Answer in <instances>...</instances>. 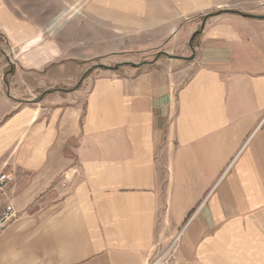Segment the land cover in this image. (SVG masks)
I'll return each mask as SVG.
<instances>
[{
  "label": "crops",
  "instance_id": "1",
  "mask_svg": "<svg viewBox=\"0 0 264 264\" xmlns=\"http://www.w3.org/2000/svg\"><path fill=\"white\" fill-rule=\"evenodd\" d=\"M263 12L0 0V264H264Z\"/></svg>",
  "mask_w": 264,
  "mask_h": 264
},
{
  "label": "built area",
  "instance_id": "2",
  "mask_svg": "<svg viewBox=\"0 0 264 264\" xmlns=\"http://www.w3.org/2000/svg\"><path fill=\"white\" fill-rule=\"evenodd\" d=\"M16 175L5 168L0 171V230L3 229L17 215L12 201L6 197V190L15 181ZM153 264V263H152Z\"/></svg>",
  "mask_w": 264,
  "mask_h": 264
},
{
  "label": "rangeland",
  "instance_id": "3",
  "mask_svg": "<svg viewBox=\"0 0 264 264\" xmlns=\"http://www.w3.org/2000/svg\"><path fill=\"white\" fill-rule=\"evenodd\" d=\"M260 15H264V12H263V14H260ZM53 26H54V24L52 25V28H51L53 32L51 31L50 28L49 29L52 32V34L54 35L57 30H55V28H53ZM49 29L47 30V32H49ZM176 38H177V36H176ZM178 40H179L180 43H184V45H186V46L191 48V41L192 40L189 39V41H187L186 37L182 36L181 34L178 35ZM173 42L174 41H171L170 44H172ZM163 43L166 44V42H163ZM2 44L4 45L2 47H5L6 49L9 48L8 46L5 45L4 41H2ZM105 65H107V64H105ZM171 239H172L171 236H166V235L163 236V240L164 241H170ZM166 248H167V246L166 247L160 246V248L156 249V252H155V254H154L153 258H152L151 263H154L156 261H158L157 264H169L172 261L174 262V260L171 258L172 254H173V251H174V248H172L164 257H162V255L165 253L164 251L166 250ZM160 257H162V258L160 259Z\"/></svg>",
  "mask_w": 264,
  "mask_h": 264
},
{
  "label": "bare ground",
  "instance_id": "4",
  "mask_svg": "<svg viewBox=\"0 0 264 264\" xmlns=\"http://www.w3.org/2000/svg\"><path fill=\"white\" fill-rule=\"evenodd\" d=\"M164 256H165V254L162 255V257H164ZM162 257H160V259H161ZM157 263H158V261L154 262L153 264H157ZM151 264H152V263H151Z\"/></svg>",
  "mask_w": 264,
  "mask_h": 264
},
{
  "label": "water",
  "instance_id": "5",
  "mask_svg": "<svg viewBox=\"0 0 264 264\" xmlns=\"http://www.w3.org/2000/svg\"><path fill=\"white\" fill-rule=\"evenodd\" d=\"M258 17L264 18V15H257Z\"/></svg>",
  "mask_w": 264,
  "mask_h": 264
}]
</instances>
